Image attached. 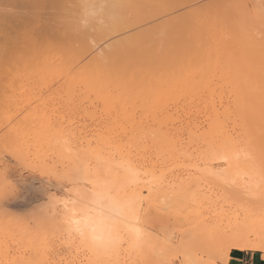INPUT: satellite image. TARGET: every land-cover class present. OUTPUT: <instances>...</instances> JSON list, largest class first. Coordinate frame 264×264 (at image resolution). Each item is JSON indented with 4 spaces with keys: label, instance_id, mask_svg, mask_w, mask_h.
<instances>
[{
    "label": "rangeland",
    "instance_id": "obj_1",
    "mask_svg": "<svg viewBox=\"0 0 264 264\" xmlns=\"http://www.w3.org/2000/svg\"><path fill=\"white\" fill-rule=\"evenodd\" d=\"M76 1L77 0H0V72L2 73L0 74V264H5V262L6 264L11 262L12 264H111L112 262V264H187V261L188 264H222V248L219 249L221 246L218 245V243H214L217 242L215 241L218 236H215L216 233L220 235V229H218L216 225H219L221 220L225 223L227 219L237 218L238 220H242L249 218L255 214L256 207H260L258 211L261 210L257 218L263 217L262 219H264V213L261 214L262 211L264 212V201L262 202L261 199V201L257 203L256 197H258V195L256 196L254 194L256 191L253 192L255 188H258L256 190H259V194L261 193L263 195L264 191L262 190H264V188L261 186H264V172L257 169L254 160L256 151L252 143L250 141V143L245 142L247 139L244 141L242 136H240L241 140H238L240 139L239 137L235 138L240 141L239 145L235 143L238 141L234 139V144H236L237 148L239 145V150L237 151V148L234 147L232 142L228 144L220 139H218L220 140L218 141L215 138H209L210 141H214L215 139V144H210V148H208L209 146H207L206 143L208 144V142L211 143L212 141L210 142L207 139L208 142L204 144V141H202L200 137H198L201 140L200 142L198 138L190 140V136L184 132L181 136L184 139H182V141H184L182 147L183 149L185 148V150L187 149V151L190 149L193 151L194 149L193 152H191V150L189 151L190 153L188 156L195 159L192 161V158H190L191 160L189 161V158L187 159L188 156L184 159L183 153H180V155L183 154V156H178L179 153L177 152L174 156L169 153H165V156L162 152L163 154H161L164 159H166L165 161L162 155L156 154L158 153L157 150H151L152 147L150 145H148L150 148L146 147L147 149L144 146L139 148L141 150H138V152L146 149V152L144 151L145 153L142 151V154H144V156L142 155L144 157L142 159L141 153L135 152L138 148L135 147L136 150H132L135 148H130L129 145H125V143H123L124 141H122L121 146L125 153V149L127 150L130 148L129 151L139 154H130V156L132 155L131 159L135 160L136 158L135 161L138 162V164L134 162V165L137 167L139 166L138 168L141 170H137L138 168L136 167L137 172L135 171V173H139V177L141 176L140 178H142L143 182H140L143 185H139L140 183L138 184L141 188L137 187L138 185L135 188L132 184L126 186L123 184L125 187H121L123 186V181L119 179V176L122 172L120 171L121 168L118 169L119 164H117V162L120 163L118 155L120 151H115L114 149L110 150L108 154L107 150H109V145L107 144V139L111 137L112 134L109 135L110 133L123 131L122 127L127 130L130 128V124L128 123L127 125V123H125L126 119L120 117L127 115V113H129L128 115L131 117L135 116L136 119L132 120L136 122H133V124L136 125L139 123L141 124V128L143 126L145 130H147V127H150L148 130H151L154 126L156 127L155 119L157 117L155 118V116H159L160 109L156 105L155 108L157 109L155 113V108L153 106H155L156 100H160V96H162L161 99L163 98V102L166 100L164 102L166 104L169 102L167 97L165 98L166 94H169L168 98L170 100H174V102L172 101L173 103L169 104L171 101L168 103L170 106L169 108L165 107L166 104L163 106V108H166V110H163H165L167 114L169 111H172V109V112L176 113V110L180 108L177 107L179 105H176L175 102H184V100L197 97L196 95L199 97H197V99H205L206 97L203 98L205 96L204 90L202 93L198 94L196 89L198 88L197 85H201L204 88L207 87V70L214 71L211 73L213 83L217 82L216 84H222L221 82L223 81H228L227 83L232 82L230 80L234 81V76L238 77L240 74L245 76V72H247L246 75L248 74L249 76L252 70L264 68V0H230L231 3L229 2V8L232 9L229 10V8H227L223 16L214 15L210 9L214 3H218L221 0H87V6L86 4L85 6L83 5L84 1L82 0ZM80 4L83 6L81 7ZM87 8L88 10L92 9L93 12L92 10L88 12ZM84 14L86 15L84 16ZM217 18L221 19L218 20ZM224 18L225 20H223ZM195 22H204L200 32L196 31L191 34L179 33V30L184 28V26L194 24ZM207 36L209 40H207ZM210 38H215V43L217 42V44L213 42L215 46L213 45L211 49H209L210 43H213ZM191 41L193 43L195 42L194 45L198 53L195 51V53L190 56L182 55L174 57L180 43L185 42L186 45H188ZM222 47L224 49H222ZM215 51L216 54H214ZM94 69H113L121 72L140 69H160L164 72H162L161 75L159 74L160 76L158 75L160 79L158 78L156 81H160L159 83H161L163 87H160V90L158 86L160 84L157 83L155 79H152L151 85L157 90L155 95L151 93L150 87L152 89L153 87L146 84L147 81L143 84V87L139 88L138 86L140 92L137 90L135 92L137 87L132 88L133 91L130 89L132 91L130 92L131 95L132 93L137 94L138 92L135 98L139 97V94L142 95L141 92H143L144 95L147 91L145 96L147 95L148 98L146 97V99H148V101H145L148 103L142 108L144 110H137L140 109L137 107L139 103L136 101L137 99H133L135 95H132L131 100L137 103L136 106L135 103H133V105L129 104V106L137 107V109H135V113L132 112L133 114H131L132 107L126 105L127 112L123 114L120 112V104H114L116 105L114 106L115 109L112 106L109 108V105H105L106 109H104V104L99 101L100 98L97 96L99 99L97 98L96 102V95L94 92L90 91V89L83 87V85L77 86L75 84V86L74 84H68L69 77L74 76L75 78L79 73L84 72V70L90 71ZM220 69H222V71ZM35 70H37V73L39 70V73H33ZM41 71L46 75L49 81H52H47ZM191 71H194V75L197 74V76H194ZM5 72H7L8 75H10L9 73H16L15 76H17L18 73L20 77L18 76L15 82H10V76ZM188 72L191 75L187 74ZM201 73L205 77H203ZM23 74L26 76L25 78H23ZM182 74L184 75V79L182 78L180 80L183 85L186 83H189V85H196V88L195 85H190L191 88H194L192 91L189 89L188 84H186L187 86H185V88L188 90H184V92L188 99L184 97V93L182 92L184 86L182 84L179 83L180 89H176L177 86L179 87V84H174L176 87L173 85V83H176V77L178 78V82H180L179 77H182ZM199 74L203 78L199 76ZM12 75L13 74H11V76ZM119 75L121 76V73ZM220 75H223L221 76L222 80H220ZM224 77L225 79L223 80ZM212 78L210 76V82ZM66 79H68V81H66ZM52 83L54 84L52 85ZM148 83H150V80ZM169 83L174 87L172 85L170 86ZM12 84H14L16 88ZM202 87L199 90H201ZM163 89L165 91L168 90L165 92L166 94H163L164 96L161 93ZM129 91H126L128 93L124 92L125 95L123 97H127V95L129 97ZM158 91L160 94L156 96ZM194 91L196 92L193 93ZM169 92L172 95H170ZM188 93L190 96H188ZM192 93L195 96H191ZM200 95L203 96L200 97ZM145 96H143V98ZM182 96L184 97L183 99ZM128 97L125 101L123 99L122 102H127ZM149 99L151 101L153 100L152 103L154 102V104H152ZM176 99L177 101H175ZM149 105L153 107L154 112ZM149 107L151 109H149ZM183 110L184 109H178V114L183 113ZM114 111H118L117 114H115ZM172 112H170L171 115H174L175 113L172 114ZM42 115L45 116L44 119L50 117L49 120L53 123V131L61 130L63 134H67L71 131L70 133L76 132L79 134L81 140L77 137V143L82 144V146H80L83 149L85 148V151L87 147H85V145L89 142L87 145L90 148H87L90 150H87L89 152L93 150L91 154H87L90 155V159L98 156V154L95 153L101 150L103 152L99 154H102V157L109 156L107 160L108 164L106 162L107 165L111 164V161L109 164V159H111V157L114 156L113 159H118L117 162L113 160L115 163L112 161L111 164L114 167L111 166L112 170H117V174L109 168L111 174L114 173L116 176L112 177L108 171L106 173L109 175V177L106 176L108 183L105 184L109 186V181L111 182L113 179L111 183L115 189L111 184V186H109L110 188L108 187L109 189H107V192L111 189V193H108V196L111 198L114 197L117 203L122 199L121 201H124L122 202L124 204H121V202H119V204L122 206L124 205V208L127 207L124 209L127 212L121 210L125 214L121 212V215L115 217L117 222L112 231L113 239H115H112L113 244L111 243L112 248L114 245L113 249L107 247V250L104 248L102 249L103 251H99L97 255L93 254L90 256L89 254L92 253L85 245L83 246L84 243H80L83 238H78V232L76 236V233H74L75 230L71 228L70 218L73 221L75 219L73 216H75L76 219H82L80 217L85 215L79 208L83 207V205L81 206L83 203L78 201H83V196L86 198V196H88L86 195L87 191L90 192L93 187H104L105 185L103 184L106 180H103V184L99 185V183L102 182L98 175L99 172L97 173L94 171L96 174H94V172H90L89 174V172L86 171V173L81 166L79 169L77 168V171L79 170L82 171L83 174L85 173L83 175L84 177L88 174H93L94 176L91 175L93 178L96 177L99 179L92 178L93 180H89V182L88 179H91V176L87 178L89 177L88 175L85 181L83 177H80L82 175L81 172L80 174L78 173L79 171L77 172L76 170V173L74 170V173H71L72 170L71 172L69 171V169L74 168H72L71 159L68 158L71 156V152L69 151L71 149H68L66 144L68 143L67 141L71 142L74 139L72 138L73 140L71 139L63 142V144L67 142L64 144V148L66 147L64 150H67L65 151L66 153L70 152L67 154L68 156L65 155L66 153L64 151L61 152V148H58L62 146V143L58 140L52 145H42V142L40 143L37 139L34 138L33 140L31 137H28V141H25L28 143L26 144L24 142V149H22L25 150L28 147V149L25 150L26 152H22L19 148L17 150L19 152L17 153L16 150L11 147L10 143L14 142L13 138L18 133L28 132L30 134V132L37 130V119L41 118ZM55 123L59 124V126ZM138 125L133 127L135 128ZM191 139H193V137H191ZM222 141L225 144L227 143L228 146H223ZM196 142L198 145L200 144V146H198ZM220 142L221 145L219 144ZM69 143L67 144L68 146ZM184 144L189 147L187 148ZM33 145L35 147H33ZM46 145L48 146L46 147ZM211 145H215V147ZM197 147L198 149H195ZM230 149H235V152H231L230 154L227 152V150ZM185 150L181 149V151L179 150L178 152ZM198 150H200V154L202 153L201 155H199ZM187 151H185V155L188 154ZM234 153L236 155L239 153L238 160H234V158L237 157H235ZM17 154L20 156H17ZM158 154H160V152ZM83 155H85L86 159V153H83ZM167 155L169 156L167 157ZM176 155L182 157L185 161L183 162V160H181L182 158L179 159ZM224 155L226 161L229 160L227 157L228 155L233 158H230L233 161L230 160L228 163L221 159L222 157L224 158ZM169 157L172 159L170 158V160L167 161ZM175 158L178 159L175 160ZM105 159H107V157ZM144 159L146 161H144ZM66 160L70 162L67 166ZM149 160L153 164L151 162L150 164ZM162 160L167 163H164ZM141 161H143V163ZM181 162L183 165H179ZM68 165L70 166L69 169L66 168ZM168 167L174 168L172 173L170 170L171 168L168 169ZM158 168H161V172L164 173H160ZM148 169L157 171L156 173L154 170L149 172ZM118 170L120 172H118ZM146 170L148 173L145 174ZM168 170H170L169 174L167 172ZM256 170L259 171V176L260 173H262V177L260 176L261 179L257 178L258 176L256 175H258V172ZM151 172H154L155 175ZM200 172H204V177H202ZM77 173L80 174V180L75 176V174L78 176ZM158 174L162 175L159 176ZM164 174V177H167V181L166 178L165 181L164 178L162 180ZM68 176L71 177L68 179ZM150 176H157V181L161 178L159 182L163 184L162 182L164 181L167 185L165 186L164 183L161 186L159 182L156 181V177H154L156 182H154V178L149 180V178H151ZM72 177L74 180H78L74 181ZM170 178H172V181ZM196 178L197 181L200 178L199 181L201 183L194 181L196 184L194 185L193 182V184H191V180H196ZM117 180L120 183H118ZM168 181L170 183H168ZM91 182H93L94 185ZM89 183L92 185L91 187ZM116 183L119 185L117 186ZM257 183L258 185L262 184L260 185L262 189L259 188V186L257 187ZM87 188H89V190ZM137 188L142 191L139 192L141 194L133 191ZM177 188L179 189L177 190ZM180 188H183L182 190L185 191L180 192ZM82 189L83 191H81ZM85 189H87V191L84 192ZM120 189L122 190L118 192ZM126 189L127 191H125V193L128 192L129 194V190L132 189L129 197L124 194V190ZM132 191L135 193L132 194ZM169 191L171 192L169 193ZM177 191L180 193V196H178ZM185 192L186 194H184ZM193 192H196L195 195ZM163 193L165 194L163 195ZM171 193L173 195L176 193V197ZM78 194L81 196V199L78 198ZM153 195L156 196L154 197ZM137 196L139 199L136 198ZM126 197H128V200H126ZM254 197L256 199H254ZM163 198L167 200V202H165ZM172 198L174 201L179 202V204L176 205L175 202L174 205V202H170ZM117 199L119 200L117 201ZM74 200H76L78 205ZM125 201H129V203ZM83 202H85V200ZM130 202H136L133 204L135 206L131 205L135 212L129 210L132 208L128 205ZM64 204L71 206H69V208L67 207V209L65 208L66 206L63 207ZM170 204L175 207H172ZM121 208L123 209V207ZM70 209H72L74 214L70 212ZM72 214L73 218L71 217ZM66 220L69 221V224L65 222ZM257 220H259V218ZM193 221H195V225H191ZM126 222L128 224L131 222V225H127ZM204 223L207 225L206 227L203 225ZM223 223H221V225H223ZM119 224H122V227H120ZM211 226L215 228L213 231L210 230V228L212 229ZM125 227L127 228L124 229ZM200 227L203 231H201L202 235L199 230ZM203 227L204 229H202ZM122 228L124 231H122ZM205 229L207 230V234L204 232ZM69 230H71V233L68 232ZM114 230H117V233ZM218 230L219 232H217ZM118 232L123 237H121ZM214 232L216 233L214 234ZM126 233H128L131 238L128 237ZM135 233L137 235H133ZM205 235L207 236L205 237ZM119 236L121 239H125V241L123 239L122 241ZM210 237L211 240L209 239ZM207 238L210 241L214 239L212 242L213 244L209 241V244H211V246L213 245L211 249L214 252L211 249H209L210 252L207 250L206 247H210L209 244L206 246L205 242H208L206 241ZM116 239L119 241V244L116 243ZM193 239H195L196 242H194ZM200 239H205V242L203 240V245L206 247L199 243H202ZM114 242L119 246H116ZM120 247L122 248L120 249ZM205 249L209 253L206 252ZM106 251H108L109 256ZM189 251L194 252L190 254ZM102 252L105 253L103 254ZM186 253L189 254H187L188 258L185 255ZM261 254L263 255V253ZM184 259H186V261H184Z\"/></svg>",
    "mask_w": 264,
    "mask_h": 264
},
{
    "label": "bare ground",
    "instance_id": "obj_2",
    "mask_svg": "<svg viewBox=\"0 0 264 264\" xmlns=\"http://www.w3.org/2000/svg\"><path fill=\"white\" fill-rule=\"evenodd\" d=\"M71 1V0H70ZM78 1V0H77ZM76 1V2H77ZM82 1H84L82 4L85 6V4H86V6H87V0H82ZM88 1H90V0H88ZM232 1V0H231ZM231 1L230 0H221V1H219L218 3H214V5H212L211 6V12H213V14L214 15H217V16H223V14L225 13V11H226V9L227 8H229V5H230V3H231ZM80 2V1H79ZM230 2V3H229ZM72 3H73V1H72ZM82 4H80L81 5V7L83 6ZM233 4V3H232ZM234 6V5H233ZM89 7H90V5H89ZM96 7V6H95ZM230 7H232V6H230ZM91 8V7H90ZM209 8V7H208ZM100 9V8H99ZM98 9V10H99ZM230 9H232V8H229V10ZM86 10V9H85ZM85 10H83V11H85ZM92 10V9H91ZM91 10H88V8H87V11L88 12H90ZM92 12H93V10H92ZM85 13V12H84ZM212 14V13H211ZM227 14V13H226ZM86 14H84V16H85ZM210 17V16H209ZM225 17V16H224ZM228 17V16H227ZM215 18V17H214ZM213 19V18H212ZM218 19V18H217ZM219 19H221V18H219ZM218 19V20H219ZM223 20H225V18L223 19ZM222 20V21H223ZM204 23V22H203ZM203 23L202 22H199V23H197V22H195L194 24H188L187 26H184V28H182L181 30H179V33H184V34H191V33H193V32H196V31H198V32H200V30H201V28H202V26H203ZM235 25V24H234ZM237 25V24H236ZM234 28V27H233ZM232 32V31H231ZM220 35V34H219ZM212 36V35H211ZM216 36V35H215ZM227 36V35H226ZM214 37V36H213ZM207 40H209L208 39V36H207ZM210 40H212V43L214 42L215 43V38L214 39H211L210 38ZM219 40H220V38H219ZM222 41V40H221ZM224 41V40H223ZM219 42V41H218ZM189 43V42H188ZM191 43V44H190ZM188 45H186V43L185 42H183V43H180V45L178 46V49H177V51H176V55H174V57H179V56H190V55H193V53H195V51H196V53H198L197 52V48H196V46L194 45L195 44V42L193 43L192 41L190 42ZM193 43V44H192ZM210 43V42H209ZM209 43H207V44H209ZM214 43L213 44H211L210 43V47H209V49H211L212 47H213V45H214ZM215 44H217V42L215 43ZM209 46V45H208ZM208 46H207V49H208ZM215 46V45H214ZM217 47V46H216ZM256 47H258V46H256ZM215 48V47H214ZM232 48V47H231ZM222 49H224L223 47H222ZM243 49V48H242ZM211 54V53H210ZM213 54V53H212ZM211 54V55H212ZM214 54H216V51H215V53ZM213 54V55H214ZM220 55H222L221 53H219ZM208 55V54H207ZM228 55V54H227ZM226 55V56H227ZM230 55V54H229ZM219 56V55H218ZM212 57V56H211ZM231 57V56H230ZM221 71H222V69H220ZM219 70V71H220ZM224 70V69H223ZM37 70H35V72L33 71V73H36V74H38L39 73V70H38V73L36 72ZM86 70H84V72H82V73H79V75L77 76V77H75L74 78V76L73 77H66V78H68L69 79V83L68 84H76L77 86L78 85H83V87H85V88H87V89H90V91H92V92H94V94L96 95V102H97V98L99 97L100 98V102H102L103 104H104V109H106V107H105V105H109V108H111V106L112 107H114V106H116V105H114V104H116V103H118V105L120 106L119 108H120V112L121 113H125L126 114V109H127V106L126 105H128L129 106V104L130 105H133V103H135V106H136V103L138 102L139 103V105H137V107H139L140 109H137V107L135 108V107H132V106H129V107H132V109H133V111H132V109H131V114H133V113H135V109H137V110H144V109H142V108H144L146 105H147V103L148 102H146L145 100H147L148 101V99H146V97H147V95L145 96V94H146V90H144V91H146L145 93H144V95H143V92H141L142 93V95L141 94H139V97H137V98H135L136 97V95L138 94V92H140L139 90H138V86H139V88H141V87H143V84L147 81V83L146 84H148L149 86L151 85V80L152 79H155V81H156V79H158L159 77H158V75L160 74L161 75V73L162 72H164V71H162V70H160V69H156V70H142V69H140V70H130V71H126V72H121V71H119V70H113V69H94V70H87L86 72H85ZM42 72V71H41ZM191 72H193V75L195 74V72L194 71H191ZM212 72H214V71H209V70H207V87H202L201 85H197V89H196V91H197V93L199 94V93H202V91L204 90V92H205V96L203 97V98H205V99H197V97H198V95H196L197 97H194L195 95L193 94V93H195L196 91H194L192 94H191V96L192 95H194L193 97L194 98H196V99H189V100H184V102H175L176 103V105H179V106H177V107H180V108H178L179 110L180 109H184L183 110V113H181V114H178L179 112H177V110H176V113L175 112H172L173 111V109H172V111H169V113L170 112H172V114L173 113H175L176 114V116H175V114L174 115H171V113L169 114H167V112L165 111L166 110V108H163V106H165V104L166 103H164L166 100H164V102H163V98L161 99V97L162 96H160V100H156L155 101V104H154V102L152 103V101L149 99V101L152 103V104H154L155 106H153L154 108L156 107V105H157V107H159V112H160V114H159V116H155V125H156V127L154 126V128H152L151 130H148V128H150V127H147V130H145V128L142 126V128H141V124H139L138 122V124H136V125H138L137 127H133V126H136L135 124H133V122H136V121H133L132 119H136L135 118V116H130V115H128L129 113H127V115H125V116H120L121 118H125L126 120H125V123H127V125H128V123L130 124V128L127 130V129H124V127H122V129H123V131L121 130L120 132H117V133H110L109 135H111V137H109L108 139H107V144L109 145V150H107L108 151V154H109V152H110V150H114L115 149V151L117 150V151H120L119 153H118V155H119V159H120V163H118L117 161H118V159L117 160H115V159H113V157H111V159H109V164H110V161H111V164H112V161L113 160H115L116 162H117V164H119L118 166H119V168L118 169H120V171L122 172L121 174H120V176H119V179H121L122 181H123V183H122V185L124 184L125 186L126 185H133V186H135V188H136V186L140 183V182H142V178H140L139 177V173H135V171L137 172V170H141V169H139L136 165H134L135 163L134 162H137V161H135L136 160V158L135 157H133V158H135V160H133V159H131V157H132V155L130 156V154H135V152H137V153H141V156L143 155L144 156V154H142V151L141 152H138V150L140 151L141 149H139L141 146L143 147H148V145H150L151 147H152V149L151 150H153V149H155V150H157L158 151V153L160 152V154H158V153H156L157 155H162L163 153V155H165V153L166 154H172L173 156H174V154H177V153H179L178 154V156H183V154H184V159H185V157H187L188 155H189V151L191 150H189V151H187V149L185 150V148L183 149V143H184V141H182V139H183V137H181L183 134H184V132H186V134H188V136H190L189 137V139L190 140H194V138H198V137H200L201 138V140L202 141H204V144L206 143V142H208V140L210 141V139L209 138H215V139H220V140H223L224 142H227L228 144L230 143V142H232V144L234 145V147L235 148H237L236 147V144H234V141L235 140H237V139H235V138H240V136H242L243 137V140L245 141L246 139V141L245 142H251L252 143V146L254 147V150L256 151L255 153V156H254V153H253V156L255 157L254 158V160H255V164H256V166H257V169H260L262 172H264V68H261V69H255V70H252L251 71V75H249L248 76V74L246 75V73L247 72H245V76H242V74H240L238 77H235L234 76V81L233 80H230V81H232V82H229V83H227L226 81H223V82H221L222 84H220V83H218V84H216L215 82V84L212 82V80H213V78H212V75H211V73ZM218 72V71H217ZM6 74H7V72H5ZM55 73V72H54ZM121 73V76L119 75ZM165 73H167V74H169L168 72H165ZM179 73V72H178ZM178 73H177V75H178ZM250 73V72H249ZM0 74H2L1 72H0ZM10 75H8V76H10V82L11 81H16L17 79H18V73H17V76H15V74L14 73H9ZM11 74H13L12 76H11ZM31 74V73H30ZM36 74H35V76H36ZM42 74L44 75V73L42 72ZM58 74V73H57ZM187 74H190L189 72L187 73ZM214 74V73H213ZM50 75V74H49ZM52 75V74H51ZM159 75V76H160ZM184 75H185V73H184ZM183 74H182V77L180 76L179 77V80L180 79H182L183 78V76H184ZM191 75V74H190ZM201 75L203 76V74L201 73ZM200 74H199V76H201ZM215 75V74H214ZM23 76H24V74H23ZM28 76V75H27ZM31 76H32V74H31ZM45 76V78L47 79V81H49L48 80V78L46 77V75H44ZM58 76H59V74H58ZM65 76V75H64ZM167 76V75H166ZM179 76V75H178ZM194 76H197V74L196 75H194ZM193 76V77H194ZM201 76V77H202ZM210 76H211V82L209 81V78H210ZM221 76H223V75H220V77ZM20 77V76H19ZM26 76H24L23 78H25ZM30 77V76H29ZM34 77V76H33ZM50 77V76H49ZM203 77H205V76H203ZM202 77V78H203ZM1 78H2V76H1ZM14 78V79H13ZM16 78V79H15ZM28 78V77H27ZM42 78H44V77H42ZM163 78H164V75H163ZM216 78H217V76H216ZM227 78V77H226ZM231 78H233V77H231ZM30 79H33V78H30ZM68 79H66V81H68ZM160 79V78H159ZM161 79H162V76H161ZM175 79H177L176 80V83H173V85L174 84H182L181 82V80H180V82H178V78L176 77ZM184 79V78H183ZM218 79V78H217ZM225 79V77L223 78V80ZM43 80V79H42ZM149 80H150V83H148L149 82ZM188 80H189V78H188ZM220 80H222V77L220 78ZM45 81V80H44ZM50 81H52V80H50ZM49 81V82H50ZM65 81V82H66ZM154 81V80H153ZM152 81V82H153ZM162 81V80H161ZM31 82V81H30ZM33 82H34V80H33ZM33 82H31V83H33ZM38 82V81H37ZM65 82H63V83H65ZM157 82V81H156ZM160 82V81H159ZM159 82H157V83H159ZM166 82H167V80H166ZM21 83V82H20ZM25 83V82H24ZM27 83V82H26ZM42 83V82H41ZM55 83V82H54ZM54 83H52V85L54 84ZM168 83V82H167ZM224 83V84H223ZM154 84V83H153ZM160 85H158L159 86V89H160V87H163V86H161V83H159ZM170 84V83H169ZM180 84H179V87L177 86H175L176 87V89L178 88V89H180ZM186 84H188V87H189V89L190 90H192L193 91V89L194 88H191V86H193V85H195V84H190L189 85V83H186ZM183 85L184 87V89L182 90V88H181V90H182V92L184 93V97H186V93L184 92V90H188L187 88H185V86H187V85ZM14 87H15V85L14 84H12ZM11 85V86H12ZM48 85V84H47ZM62 85V84H61ZM67 85V84H66ZM65 85V86H66ZM75 85V86H76ZM142 85V86H141ZM172 84H170V86H171ZM172 85V86H173ZM205 85V86H206ZM16 86H17V83H16ZM20 86V85H19ZM50 86V85H49ZM144 86H146V85H144ZM152 87H153V85H151ZM155 86V85H154ZM173 86V87H174ZM21 87V86H20ZM45 87H46V85H45ZM135 87H137V89H135V92H136V90L138 91L137 92V94H135V93H132V95H135V96H133V99H137L136 101L137 102H133V100H131L132 98H131V94H130V92H132L133 90H132V88H135ZM202 87V89L201 90H199L200 88ZM16 88V87H15ZM72 88V87H71ZM147 88V87H146ZM195 88H196V85H195ZM204 88V89H203ZM70 89V88H69ZM132 91H131V90ZM145 89V88H144ZM168 89V88H167ZM130 90V91H129ZM143 90V89H142ZM141 90V91H142ZM153 90H154V92H153ZM161 90V89H160ZM199 90V91H198ZM75 91V90H74ZM111 91H113V92H111ZM126 91H129V97H128V95H127V97H128V100H127V102H124L126 99H127V97H123L124 95H125V93H128V92H126ZM148 91H149V89H148ZM150 91H151V93H153V95H155L156 94V89L153 87V89L150 87ZM150 91H149V94H150ZM166 91H168V90H166ZM164 89H163V91L161 92L162 93V95L163 94H166L165 92H166ZM171 91V90H170ZM91 92V93H92ZM125 92V93H124ZM164 92V93H163ZM170 93V92H169ZM196 93V94H197ZM158 94H160V92L158 91L157 92V95L156 96H158ZM180 94V93H179ZM170 95H172L171 93H170ZM177 95H178V93H177ZM183 95V94H182ZM203 95H204V93H203ZM203 95H200V97L201 96H203ZM98 96V97H97ZM143 96H145L144 98H143ZM164 96V95H163ZM168 96H169V94L167 95H165V98L167 97V100H169V104H171V103H173L174 102V100L172 99V100H170L169 98H168ZM179 96V95H178ZM188 96H190V94L188 93ZM121 97H122V99H121ZM171 97V96H170ZM176 97V96H175ZM183 96H182V99L184 98ZM98 98V99H99ZM148 98V97H147ZM180 98V97H179ZM187 98V97H186ZM185 98V99H186ZM199 98V97H198ZM95 99V98H94ZM124 99V101L122 102V100ZM188 99V98H187ZM130 100V101H129ZM98 101V102H99ZM132 101V102H131ZM173 101V102H172ZM175 101H177V99L175 100ZM180 101H181V99H180ZM131 102V103H130ZM167 103V104H168ZM174 103V104H175ZM101 104V103H100ZM113 104V105H112ZM166 104V106L165 107H170L169 106V104L167 105ZM101 106H102V104H101ZM122 106V107H121ZM150 106V105H149ZM174 106V105H173ZM150 107H152V106H150ZM149 107V109H151ZM153 107H152V111H153ZM172 107V106H171ZM176 107V108H177ZM173 108V107H172ZM114 109H115V107H114ZM117 109H118V107H117ZM116 109V110H117ZM157 108H155L154 109V111L156 110ZM163 109H165V110H163ZM130 111V110H129ZM146 111V110H145ZM153 111V112H154ZM168 111V110H167ZM175 111V110H174ZM115 112V111H114ZM117 112L118 111H116L115 112V114H117ZM133 112V113H132ZM139 112V111H138ZM157 112H158V110H157ZM182 112V111H181ZM137 113V112H136ZM142 113V112H141ZM143 113H144V111H143ZM155 113H156V111H155ZM154 113V114H155ZM146 114V113H145ZM120 115V114H119ZM39 117V116H38ZM44 117L45 116H41V118H38L37 119V117H36V119H37V122H38V126H37V123H36V126H37V130H34L33 129V127H32V129L34 130H31V131H33V132H30V134L27 132V133H18L16 136H14V138H13V143H10L11 144V147L13 148V149H15L16 150V152L18 153L19 151H17L19 148H20V150L23 152H26L25 150H27L28 149V147L25 149V150H22V149H24V147H23V143L27 140L28 141V137H31L33 140H34V138L35 139H37L40 143L42 142V145L43 144H50V145H52L53 143H55V141H60L61 143H62V146L61 145H59V146H61V147H58V148H61V152H65V151H67V150H64L66 147L68 148V149H71V150H69L70 152H71V156H69L68 158H70L71 160V164H72V168H74V169H69L70 168V166L69 165H71V164H69L68 165V167H66V168H68L69 169V171L71 172V170H72V172L71 173H76V171H77V168L79 169L80 168V166L82 167V169L86 172V171H88L89 172V174H90V172L92 173V172H94V171H96L97 173L99 172V178H101V180H102V182H100L99 183V185H102L103 184V180H105L104 181V184L103 185H105L104 187L102 186H98V185H96V186H98V187H93V189L90 191V192H88L87 191V189L89 190V188H87V189H85L84 190V192L85 191H87V193H86V195H88V196H86V198H85V196H83L84 197V199H83V201L85 200V202H83L82 200H77V198H76V200L78 201V202H80L81 201V203H83V204H81V203H79V204H81V206L83 205V207H79L78 209L80 210V211H82L85 215H83L82 217H80V218H82V219H76V217L75 216H73V211H72V209H70L71 211L70 212H72L73 214L71 215V217L73 216L75 219L72 221L71 220V218L69 219V221H71L70 223H71V228L72 229H74L75 230V232L74 233H76V236H77V232H78V238L80 237V238H83V240H81L82 242H80L81 244L82 243H84L83 244V246L85 245V247H87V249L92 253V254H89L90 256L91 255H97V253L99 252V251H101L102 249H104L105 248V250H107L106 248L107 247H109V249H113L114 248V245H113V248H112V245H111V243H112V239H113V236H112V231H113V228H114V226L116 225V219H115V217L117 216V215H121V212L124 210V209H126L127 207V205L125 206L126 208H124V205L122 206L121 204H124V203H122V202H124V201H121L122 199H117V201L119 200V202H121V204H119V202L117 203L116 202V199L114 198H111V197H109L108 196V193L110 194L111 192V189H110V191L109 192H107V189H109L110 187L109 186H111V182H112V180H111V182L109 181V186H107L108 184H105V183H108L107 182V177H109V175L108 174H106L108 171H109V173L111 174V172H110V170H112V165L110 164V165H107L108 164V162H107V160H108V158H109V156H106L107 157V159H105L106 157L105 156H103V157H105V158H103L102 157V154H99V153H101V152H103L102 150L101 151H97L95 154H98V156H96V157H93L92 159H90L89 158V156L90 155H87V154H91V152L93 151H91V152H89L88 150H90V149H88L87 147H89L88 145H87V143H89V142H87L86 143V145H85V147H86V151L81 147L82 146V144H79V143H77L78 142V139H80L81 140V138L79 137V134H77L76 132V134L75 133H70L71 131H69V133H67V134H63L62 132H61V130H58V131H53L54 129H53V123L49 120V118L47 119V118H45L44 119ZM35 119V120H36ZM124 120V119H123ZM36 122V121H35ZM55 122V121H54ZM61 123V122H60ZM55 124H57V123H55ZM133 124V125H132ZM58 126H59V124H57ZM56 125V126H57ZM35 126V127H36ZM62 126V125H61ZM140 126V127H139ZM31 128V127H30ZM39 128V129H38ZM54 128H55V126H54ZM144 128V129H143ZM56 129V128H55ZM121 129V128H120ZM40 130V131H39ZM125 130H127V131H125ZM29 135H31V136H29ZM96 136V135H95ZM95 136H94V138H95ZM185 136V135H184ZM235 136V137H234ZM77 137H78V139H77ZM93 137V136H92ZM191 137H193V139H191ZM208 137V138H207ZM75 140V142H74V140ZM185 138V137H184ZM187 138V137H186ZM73 140V141H67V140ZM76 139H77V141H76ZM111 139V140H110ZM188 139V140H189ZM199 139V138H198ZM208 139V140H207ZM215 139H214V141H210L211 143H209L208 142V144L206 143V145L207 146H209L208 148H210V144H213L214 142H215ZM235 139V140H234ZM36 140V141H37ZM79 140V142L81 143V141ZM109 140H110V142H109ZM184 140V139H183ZM189 140V141H190ZM200 139H199V142L201 141ZM220 140H218V141H220ZM238 140H241V138L240 139H238ZM237 140V141H238ZM30 141V140H29ZM37 141V142H38ZM64 141H67L68 143H69V146L66 144V143H64V144H66V147L64 148V144H63V142ZM122 141H124L123 143H125V145H129L130 146V148L131 147H133V148H138L137 149V151H135V152H131V151H129V149H125V146L123 145V147H124V149H125V151H126V153L122 150V146H121V142ZM189 141H188V143H189ZM222 141V144H223V146L225 145V146H228V144L226 145L224 142ZM38 142V143H39ZM187 142V141H186ZM192 142V141H191ZM198 142V141H197ZM197 142H196V144H197ZM249 142V143H250ZM26 143V142H25ZM24 143V144H25ZM28 143V142H27ZM26 143V144H27ZM57 143H59V142H57ZM194 143H195V141H194ZM235 143H240V141H238V142H235ZM85 144V143H84ZM201 144H203V143H201ZM215 144V143H214ZM218 144V143H217ZM220 145H221V142L219 143ZM218 144V145H219ZM231 144V145H232ZM32 145V144H31ZM35 145V144H34ZM33 145V147H35ZM37 145V144H36ZM55 145V144H54ZM58 145V144H57ZM81 145V146H80ZM115 145H117V146H115ZM146 145V146H145ZM195 145V144H194ZM198 145V144H197ZM206 145H205V147H206ZM232 145V146H233ZM240 145V144H239ZM239 145H238V148H239ZM48 145H46V147H47ZM120 148H119V147ZM184 146H186L185 144H184ZM191 146V145H190ZM198 146H200V144L198 145ZM204 146V145H203ZM211 146H213V147H215V145H211ZM251 146V145H250ZM251 146V147H252ZM84 147V146H83ZM127 147V146H126ZM187 148L189 147L188 145L186 146ZM196 147V146H195ZM213 147H211V148H213ZM252 147V148H253ZM63 148V149H62ZM90 148V147H89ZM119 148V149H118ZM136 148L135 149H132V150H136ZM148 148H150V147H148ZM200 148V147H199ZM203 148V147H202ZM219 148H220V146H219ZM222 148V147H221ZM223 148H229V147H223ZM237 148V151L239 150ZM82 149H83V151H82ZM88 149V150H87ZM122 151H121V150ZM144 149V148H143ZM147 149V148H146ZM146 149H144V151L146 150ZM181 149L182 150H185V151H187L188 152V154H186L185 155V151H182V152H178L179 150L181 151ZM193 149V148H192ZM195 149H198V147L197 148H195ZM207 149V148H206ZM15 150H14V153H15ZM60 150V149H59ZM149 150V149H148ZM143 151V153H145ZM193 151H194V149H193ZM192 150H191V152H193ZM200 150H198V152H199ZM69 152V153H70ZM88 152V153H87ZM105 152V151H104ZM112 152V151H111ZM131 152V153H130ZM163 152V153H162ZM177 152V153H176ZM227 152H229L230 154H231V152H235V149L234 150H232V149H230V150H227ZM66 153V152H65ZM64 153V154H65ZM69 153H66L65 155H67V154H69ZM83 153H86V159H85V155H83ZM107 153V152H106ZM125 153V154H124ZM162 153V154H161ZM180 153H183V154H181L180 155ZM23 154H25V153H23ZM23 154H22V156H23ZM107 154V155H108ZM202 154V153H201ZM200 154V152H199V155H201ZM235 154V153H234ZM238 155H236L235 154V157L236 158H234V160L235 159H237L238 158V156H239V153H237ZM101 157H100V156ZM106 155V154H105ZM112 155V154H111ZM114 155H116V154H114ZM135 155H139V154H135ZM163 155H162V158L164 159V157H163ZM196 155V154H195ZM17 156H20V155H18L17 154ZM68 156V155H67ZM83 156V157H82ZM140 156V157H141ZM141 157L142 159L144 158V157ZM166 156V155H165ZM169 155H167V157H168ZM177 156V155H176ZM177 156V157H178ZM198 156V155H197ZM233 156V155H232ZM88 157V158H87ZM139 157V158H140ZM195 157V156H194ZM228 158H229V160H225V155H224V158L222 157L221 159H223V160H225L226 162H230V158H232V157H230L229 155L227 156ZM226 157V158H227ZM170 158L171 157H169V159L167 160V161H169L170 160ZM179 159L180 158H182V157H178ZM178 158H175V160L176 159H178ZM183 158L181 159V160H183ZM189 158V159H188ZM190 158H192V157H190V156H188L187 157V159L190 161L191 159ZM197 158V157H196ZM227 158V159H228ZM172 159V158H171ZM193 159H195V158H192V161H193ZM233 159V158H232ZM239 159V158H238ZM237 159V160H238ZM69 160V159H68ZM68 160H66V166H67V164L68 163H70V162H68ZM91 160V161H90ZM165 161H166V159H164ZM180 160V161H181ZM115 161H113L114 163H115ZM139 161V160H138ZM144 161H146L145 159H144ZM148 161V160H147ZM163 161V160H162ZM161 161V163L163 164V162ZM179 161V162H180ZM185 160H183V162H184ZM187 161V160H186ZM191 161V162H192ZM231 161H233V160H231ZM106 162H107V164H106ZM142 163H143V161H141ZM151 161L149 160V163H150ZM225 162V163H226ZM228 162V163H229ZM113 163V164H114ZM140 163V162H139ZM146 163V162H145ZM148 163V162H147ZM152 163V162H151ZM150 163V164H151ZM155 163V162H154ZM164 163H167V162H164ZM182 163V162H181ZM179 164V165H183V163L182 164ZM195 163H196V161H195ZM136 164H138V162L136 163ZM141 164V163H140ZM153 164V163H152ZM189 164H190V162H189ZM230 164H233V163H230ZM235 164V163H234ZM65 165V164H64ZM142 165V164H141ZM156 165V164H155ZM158 165V164H157ZM160 165V164H159ZM191 165V164H190ZM193 165V164H192ZM112 166V167H111ZM143 166H144V164H143ZM162 166V165H161ZM166 166V165H165ZM197 166V165H196ZM138 169H137V168ZM172 167H174V166H172ZM172 167H168V169L169 168H171L170 170H171V173H172V171H173V169L175 168H173L172 169ZM190 167V166H189ZM193 167V166H192ZM194 167H195V165H194ZM199 167V166H198ZM109 168H111L110 170H109ZM114 168V167H113ZM117 168V167H116ZM115 168V169H116ZM146 168V167H145ZM156 168V167H155ZM163 168H164V166H163ZM182 168V167H181ZM137 169V170H136ZM161 169V168H160ZM159 168H158V170L160 171V173H164V172H161V170H160ZM165 169V168H164ZM164 169H162L163 171H165ZM177 169H179V168H177ZM193 169H195V168H193ZM73 170H74V172H73ZM76 170V171H75ZM81 170V169H80ZM142 170H143V168H142ZM149 170V169H148ZM153 171L154 169H150L149 170V172L150 171ZM170 170H168L167 172H168V174L170 173ZM176 170V169H175ZM187 170H188V168H187ZM196 170V169H195ZM200 170H201V168H200ZM79 171V170H78ZM77 171V172H78ZM112 171H115V170H112ZM117 171V170H116ZM116 171L114 172L115 174H117L116 173ZM119 170H118V172H120ZM157 171V170H156ZM156 171L154 170V172L156 173ZM180 171V170H179ZM257 172H258V175H256V176H258L257 178H260L261 179V177H262V173H260V176H259V171L258 170H256ZM82 173V171H79L78 173ZM96 172H94V174H96ZM140 172H144V171H140ZM154 172H151V173H153L154 175H155V173ZM186 172V171H185ZM205 172V171H204ZM204 172H200L201 173V175H202V177H204ZM209 172V171H208ZM207 172V173H208ZM77 173V174H78ZM80 173V174H81ZM87 173V172H86ZM111 174L112 175V177L113 176H116L115 174ZM146 173H148L147 172V170L145 171V174ZM159 173V172H158ZM166 173V172H165ZM206 173V172H205ZM80 174H78V176L75 174V176L76 177H78V179L81 177H83L84 179L83 180H85L86 181V177L89 175H87L86 177H84L83 175L85 174H83L82 173V175L79 177V175ZM150 174V173H149ZM91 175H93V174H91ZM91 175H89V177H87V178H90V176ZM97 175V176H98ZM110 175V176H111ZM144 175V174H143ZM151 175V174H150ZM157 175V174H156ZM159 175V174H158ZM162 175V174H161ZM161 175H159V176H161ZM199 175V174H198ZM94 176V175H93ZM93 176H91V179H88V181L90 180V181H92L93 179H99V178H93ZM96 176V175H95ZM107 176V177H106ZM151 176H153V175H151ZM150 176V177H151ZM165 176V174L162 176V180H163V178H164V181H165V178H166V181H167V177H164ZM167 176V175H166ZM171 176H172V174H171ZM170 176V177H171ZM174 176V175H173ZM255 176V177H256ZM69 177H71V176H68V179H69ZM144 177V176H143ZM154 177H156V181H157V176H154ZM154 177H151V178H149V180L150 179H152V178H154ZM201 177V176H200ZM207 177H208V175H207ZM75 178V177H74ZM93 178V179H92ZM115 178V177H114ZM169 178V177H168ZM174 178V177H173ZM256 178V179H257ZM263 178H264V175H263ZM72 179H73V177H72ZM77 179V180H78ZM111 179V178H110ZM118 179V178H117ZM118 179V180H119ZM144 179V178H143ZM146 179V178H145ZM171 179V181H172V178H170ZM175 179V178H174ZM200 179V178H199ZM199 179H198V181H197V178H196V180H194V179H192L191 180V184H193L194 183V185L196 184V182H200L199 181ZM202 179V178H201ZM256 179H255V182H256ZM71 180V179H70ZM74 180V179H73ZM77 180H74V181H77ZM80 180V179H79ZM82 180V181H83ZM100 180V181H101ZM109 180V179H108ZM117 180V182L118 183H120L119 181ZM159 180L161 181V178H159L158 179V181L157 182H159ZM81 181V182H82ZM84 181V182H85ZM89 181V182H90ZM153 181V180H152ZM155 181V178H154V182H156ZM162 182L163 184L165 183V186L167 185V183L166 182ZM170 181V180H169ZM168 181V183H170ZM176 181V180H175ZM194 181H196V182H194ZM94 182H95V180H94ZM97 182V181H96ZM151 182V181H150ZM174 182V181H173ZM173 182H172V184H173ZM193 182V183H192ZM260 182V181H259ZM91 183H93V182H91ZM143 183V182H142ZM142 183H140L139 185H141ZM201 183V182H200ZM262 183V182H261ZM86 184L88 185V183L86 182ZM90 184V183H89ZM152 184H154V183H152ZM157 184V183H156ZM159 184L162 186L163 184H161L160 182H159ZM84 185V184H83ZM93 185H94V183H93ZM116 185H117V183H116ZM119 185V184H118ZM117 185V186H118ZM121 186V187H125V186ZM137 186V187H139V188H141V186ZM143 185V184H142ZM260 185H262V184H260ZM260 185H258V183H257V187L259 186V188H264V186H261L260 187ZM90 187L92 186L91 184L89 185ZM112 186H113V184H112ZM116 186V187H117ZM147 186H148V184H147ZM153 186V185H152ZM155 186V185H154ZM160 186V187H161ZM175 186V185H174ZM193 186V185H192ZM84 187V186H83ZM85 187H86V185H85ZM109 187V188H108ZM114 187V186H113ZM121 187H119V188H121ZM130 187V186H129ZM159 187V186H158ZM112 188V187H111ZM127 188H128V186H127ZM130 188H132V187H130ZM162 188V187H161ZM174 188V187H173ZM194 188V187H193ZM196 188V187H195ZM261 188V189H262ZM114 189H115V187H114ZM122 189H125V188H122ZM122 189H120L118 192H120ZM129 189V188H128ZM170 189V188H169ZM172 189V188H171ZM179 188H177V190H178ZM183 188H180V192L181 191H185V190H182ZM256 189H258V188H255L254 190H253V192H255L254 194L257 196L258 195V197H254V199H256V201H257V203H259L260 201H261V199H262V202L264 201V193H263V195L260 193L259 194V190H256ZM117 190H118V188H117ZM132 190V189H131ZM131 190H129L130 191V194H131ZM138 192H137V191ZM167 190V189H166ZM174 190V189H173ZM172 190V191H173ZM197 190V189H196ZM81 191H83V189L81 190ZM113 191V190H112ZM125 191H127V189L126 190H124V194H126L125 196H127L128 195V197H129V193L127 194V193H125ZM133 191H135L136 193H138V194H141V193H139L141 190H138V188L137 189H135V190H133ZM132 191V194L133 193H135V192H133ZM168 191V190H167ZM262 191H264V190H262ZM79 192V191H78ZM142 192V191H141ZM171 191H169V193H170ZM175 192V191H174ZM115 193V192H114ZM123 193V192H122ZM196 193V192H195ZM195 193L193 192V194L195 195ZM199 193V192H198ZM121 194V193H120ZM165 193H163V195H164ZM172 194V193H171ZM177 194H178V196H180V193H178V191H177ZM184 194H186V192L184 193ZM192 194V195H193ZM200 194V193H199ZM79 195V194H78ZM117 195H118V193H117ZM156 195H157V193H156ZM155 195V196H156ZM173 195V194H172ZM171 195V196H172ZM80 196V195H79ZM78 196V198L79 199H81V196L79 197ZM111 196V195H110ZM122 196V195H121ZM133 196V195H132ZM131 196V197H132ZM154 196V195H153ZM154 196V197H155ZM173 196H175L176 197V193H175V195H173ZM128 197H126V200H128ZM151 197V196H150ZM164 197V196H163ZM118 198V197H117ZM133 198V197H132ZM136 198H138V196L136 197ZM165 198V197H164ZM163 198V199H164ZM171 198V197H170ZM179 198V197H178ZM139 199V198H138ZM181 199H183V198H181ZM76 200H74L75 202H76ZM125 200V199H124ZM139 201H141V200H139ZM139 201H137V202H139ZM164 201L165 202H167V200H165L164 199ZM179 201V200H178ZM181 201V200H180ZM126 202V201H125ZM128 203H129V201H127ZM126 202V203H127ZM163 202V201H162ZM164 202V203H165ZM170 202H174V205H175V202H176V205L177 204H179V202H177V201H174L173 200V198L171 199V201ZM77 203V202H76ZM125 203V204H126ZM136 203V202H135ZM135 203H131L130 202V204H128V205H133V204H135ZM264 203V202H263ZM141 204V203H140ZM160 204H161V202H160ZM166 204V203H165ZM182 204V203H181ZM262 204V203H261ZM74 205H76V204H74ZM77 205H78V203H77ZM121 205V206H120ZM164 205V204H163ZM171 205V204H170ZM172 206V207H175V206ZM66 206V207H65ZM69 206H71V205H67V204H64L63 205V207H65V208H69ZM133 206H135V205H133ZM133 206H131L132 208L131 209H129V210H133ZM136 206H137V204H136ZM167 206V205H166ZM263 206V205H262ZM74 207V206H73ZM78 207V206H77ZM121 207H123V209L121 208ZM176 207H179V206H176ZM67 208V209H68ZM76 208V207H75ZM129 208V207H128ZM257 209H256V212H255V214L254 215H252L251 217H249V218H246V219H242V220H238L237 218H233V219H227L226 220V222L225 223H223L222 222V220H221V223H223V225H221V223L218 225L217 223V225L216 226H218V229H220V235H219V233L217 234L216 232H214V234L216 233V235L215 236H217V239L215 240V241H217V242H214V243H218V245H220L221 247L219 248V249H221L222 248V254H223V259H222V261L226 258V256H228V254L230 253V251H232V250H238V251H251V252H261V253H263V255H264V219H262L263 217H258L259 218V220H257L258 218H257V216L259 215L258 213H260L261 212V210L260 211H258L259 210V208L258 207H256ZM138 209V208H137ZM76 210V209H75ZM122 210V211H121ZM138 210H140V209H138ZM79 211V212H80ZM124 211H126V210H124ZM130 211V212H131ZM74 212H76V211H74ZM127 212V211H126ZM133 212H135V210H133ZM124 212H122V214H123ZM129 213V212H128ZM127 213V214H128ZM264 212L262 211V213L261 214H263ZM76 214V213H75ZM78 214V213H77ZM88 214V215H87ZM125 214V213H124ZM126 214V215H127ZM131 214V213H130ZM79 215V214H78ZM77 215V216H78ZM129 215V214H128ZM136 215V214H135ZM137 216V215H136ZM261 216V215H260ZM72 217V218H73ZM128 217V216H127ZM121 218V217H120ZM130 218H131V216H130ZM129 218V219H130ZM117 219H118V217H117ZM133 219V218H132ZM122 220V219H121ZM224 220V219H223ZM69 221H65V222H68V224H69ZM220 221V220H219ZM129 222V221H128ZM120 223V222H119ZM198 223H200V224H202L201 222H198ZM219 223V222H218ZM126 224L127 225H131V222H130V224H128L127 222H126ZM196 223H195V221H193V224H191V225H195ZM212 224V223H211ZM211 224H209V225H211ZM214 224V223H213ZM122 224H119V226L120 227H122L121 226ZM133 225V224H132ZM203 225H205V223L203 224ZM202 225V226H203ZM117 226H118V224H117ZM200 226V225H199ZM201 226V227H202ZM207 225H205V227H206ZM69 227V226H68ZM123 227H124V225H123ZM201 227H200V232L202 231L201 230ZM212 227V229L210 228V230L211 231H213L215 228H213V226H211ZM220 227V228H219ZM70 228V227H69ZM127 227H125L124 229H126ZM66 229H67V227H66ZM123 229V228H122ZM124 229L122 230V231H124ZM133 229V228H132ZM197 229H198V227H197ZM202 229H204V227L202 228ZM68 230V229H67ZM73 230V231H74ZM77 230V231H76ZM138 230V229H137ZM72 231V232H73ZM115 231V230H114ZM117 231V230H116ZM115 231V232H116ZM68 232H70L71 233V230H69ZM130 232V231H129ZM132 232H135V231H132ZM132 232H131V234H132ZM203 232V231H202ZM202 232H201V235H202ZM205 233L207 232V230L205 229V231H204ZM217 232H219V230L217 231ZM79 233H80V236H79ZM117 233V232H116ZM119 233V232H118ZM122 233V232H121ZM126 234H128V233H126ZM139 234V233H138ZM181 234V233H180ZM207 234V233H206ZM74 235V234H73ZM119 235L121 236V234L119 233ZM133 235H137L136 233L135 234H133ZM195 235V234H194ZM200 235V236H201ZM119 236V237H120ZM125 236V235H124ZM199 236V237H200ZM207 235H205V237H206ZM115 237V236H114ZM121 237H123V236H121ZM121 237H120V239H121ZM128 237H130V235L128 234ZM127 237V238H128ZM133 237H135V236H133ZM199 237H198V239H199ZM203 237V236H202ZM204 237V238H205ZM126 238V237H125ZM131 238V237H130ZM196 238V237H195ZM201 238V237H200ZM115 239V238H114ZM113 239V240H114ZM123 239V238H122ZM121 239V240H122ZM129 239V238H128ZM127 239V240H128ZM138 239V238H137ZM149 239V238H148ZM210 240H211V237L209 238ZM79 240V241H80ZM124 241H125V239H123ZM122 240V241H123ZM194 240V242H196L197 241V238H196V241H195V239H193ZM201 240V239H200ZM204 240V242H205V239H203ZM203 240H201L202 241V243L201 242H199L201 245H203ZM210 240H208V238H207V240L206 241H208V242H205L206 243V246H208V244L211 242V244H213L212 242H213V240L214 239H212V241H210ZM116 241V243H118L119 244V241H117V239L115 240ZM130 241V240H129ZM199 241V240H198ZM210 241V242H209ZM126 242H128V241H126ZM136 242V241H135ZM186 242H187V240H186ZM122 243V242H121ZM142 243V242H141ZM204 243V244H205ZM113 244V243H112ZM114 244H115V242H114ZM116 245V246H119V245ZM127 244V243H126ZM182 244V243H181ZM211 244H209L210 245V247L208 246V247H206V246H204V247H206L207 248V250L210 252V250L209 249H211V247H213V245L211 246ZM111 247H110V246ZM128 245V244H127ZM192 245V244H191ZM115 246V247H116ZM131 246V245H130ZM196 246V245H195ZM190 247V246H189ZM216 247H217V245H216ZM117 248V247H116ZM122 247H120V249H121ZM137 248V247H136ZM185 248V247H184ZM183 248V249H184ZM191 248V247H190ZM195 248V247H194ZM194 248H192V249H194ZM198 249V248H197ZM202 249V248H201ZM87 250V251H88ZM115 250H117V249H115ZM127 250V249H126ZM191 250V249H190ZM206 250V249H205ZM206 250V252H208ZM212 250V249H211ZM217 250V249H216ZM88 251V252H89ZM103 251V250H102ZM111 251V250H110ZM213 251V250H212ZM211 251V252H212ZM218 251V250H217ZM107 253H108V251H106ZM118 252V251H117ZM129 252V251H128ZM187 252V251H186ZM190 252V251H189ZM188 252V253H189ZM194 252V251H193ZM193 252H190V254L191 253H193ZM208 252V253H209ZM214 252V251H213ZM103 253V252H102ZM101 253V254H102ZM105 253V252H104ZM103 253V254H104ZM169 253V252H168ZM174 253V252H173ZM188 253H186L185 255L187 256V254ZM100 254V255H101ZM120 254V253H119ZM172 254V253H171ZM99 255V254H98ZM107 255V254H106ZM111 255V254H110ZM189 255V254H188ZM216 255H217V253H216ZM221 255V254H220ZM108 256H109V253H108ZM94 257H96V256H94ZM217 257V256H216ZM160 258V257H159ZM186 258V257H185ZM187 258H188V256H187ZM186 258V259H187ZM114 259V258H113ZM116 259V258H115ZM186 259H184V261H186ZM190 259V258H189ZM208 259V258H207ZM214 259V258H213ZM212 259V260H213ZM94 260V259H93ZM162 260V259H161ZM111 261V260H110ZM136 261V260H135ZM225 261V260H224ZM223 261V262H224ZM121 262V261H120ZM14 263V262H13ZM97 263V262H96ZM101 263V262H100ZM113 263V262H112ZM111 263V264H112ZM124 263V262H123ZM186 263V262H185ZM5 264H6V262H5ZM8 264V263H7ZM9 264H12V262L11 263H9ZM109 264V263H108ZM115 264V263H114ZM125 264V263H124ZM136 264V263H135ZM187 264H188V261H187Z\"/></svg>",
    "mask_w": 264,
    "mask_h": 264
},
{
    "label": "crops",
    "instance_id": "obj_3",
    "mask_svg": "<svg viewBox=\"0 0 264 264\" xmlns=\"http://www.w3.org/2000/svg\"><path fill=\"white\" fill-rule=\"evenodd\" d=\"M224 260L222 264H264L263 255L251 251L232 250Z\"/></svg>",
    "mask_w": 264,
    "mask_h": 264
}]
</instances>
